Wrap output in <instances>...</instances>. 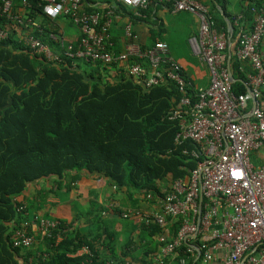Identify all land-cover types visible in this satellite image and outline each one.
<instances>
[{"label": "built area", "instance_id": "2783aa9c", "mask_svg": "<svg viewBox=\"0 0 264 264\" xmlns=\"http://www.w3.org/2000/svg\"><path fill=\"white\" fill-rule=\"evenodd\" d=\"M43 1L44 14L52 19L66 16L79 31L75 41L49 33L58 51L36 37L31 30L36 24L12 12L10 3L4 2L0 10L12 20L14 28L21 30L23 25L29 29L21 34L20 40L46 60L61 62L67 57L84 62L100 61L107 66L122 64L143 89L172 82L179 93L169 114L178 125L174 141L181 144L189 139L195 143V148L184 149L183 153L196 160V167L184 178L171 181L168 190H162V195L153 200L158 207L156 212L141 215L144 223L152 222L160 228L157 263L164 264V258L172 255L183 241L192 240L191 244L202 253V264L214 260V251L218 249L223 251L221 264H264V59L260 48L264 8L253 10L249 27L244 25L241 15L233 17L237 38L232 56L240 69H250L245 83L251 89L235 94L226 65L228 34L215 26L209 6L200 0H109L110 6L102 12L82 10L81 0ZM154 2L169 5L173 12L186 11L198 16V35L191 40V47L207 68L209 78L205 87H193L185 79L179 63L170 57L165 41H155L143 50L133 45L123 51L116 50L110 28L118 16L117 4L130 7L139 15L138 9ZM8 33L7 26L0 27V40L7 38ZM124 33L128 38L133 37L131 23L125 24ZM131 57L138 60L131 61ZM252 96L254 106L248 115ZM236 172L240 175H234ZM144 197L152 200L150 193ZM133 214L136 213L131 209L112 212L116 218ZM167 217L179 218L181 222L177 234L171 238L166 233ZM64 226L57 218L35 213L13 230L11 244L23 252L31 251L27 264H47L51 251L46 241H52L49 247L57 245L63 238ZM194 234L196 237L192 238ZM188 251L192 256L193 251ZM68 256H84L82 264H97L87 245H81ZM179 263L187 264L186 258L181 257Z\"/></svg>", "mask_w": 264, "mask_h": 264}, {"label": "trees", "instance_id": "16d2710c", "mask_svg": "<svg viewBox=\"0 0 264 264\" xmlns=\"http://www.w3.org/2000/svg\"><path fill=\"white\" fill-rule=\"evenodd\" d=\"M4 1L0 0V7ZM85 1L82 4L81 0V9L87 12H102L110 6L109 0L107 5L98 6ZM10 2L12 12L19 13L16 9L23 7L19 13L22 18L36 24L31 29L33 34L58 51L57 43L48 36L57 31L54 19L42 11L44 1ZM206 5L215 26L226 31L225 21L214 3ZM261 8L264 5L260 0L249 3L242 12V21L252 17V10ZM138 11L139 15L119 3L115 7L117 14L128 15L130 20L139 18L145 10ZM3 26L8 27L9 33L0 40V264H27L31 251L13 247L10 238L13 230L29 217L25 215L29 207L20 210L23 202L17 199L28 183L53 178L51 193L56 195L57 190L76 181L83 171L95 172L128 196L134 192L150 193L154 200L162 195L159 182L184 178L196 167V160L183 153L184 149L195 148V143L188 139L175 144L178 125L169 118L179 98L174 83L145 90L129 75L107 81L98 73V66L101 69L107 66L100 61L84 62L67 57L61 62L46 60L15 37L12 20L0 10V27ZM20 28L22 34L29 32L23 25ZM80 62L96 67L87 71ZM230 68L236 78L231 82V90L235 94L245 93L246 73L250 69H240L233 57ZM166 219L168 238H171L177 234L181 222L175 217ZM98 221L95 218L97 227L86 233L70 229L62 221V226L64 223L67 226L61 231L62 240L53 247L48 246L51 240L46 241L51 251L47 264H82L84 256H68L81 245L91 249L97 264H111L113 244L108 229H103ZM142 229L149 240L160 231L152 222H143ZM99 247H106L109 254ZM196 256L191 242L183 241L172 255L164 258V264H180L181 257L186 258L187 264L194 261L202 264V253Z\"/></svg>", "mask_w": 264, "mask_h": 264}, {"label": "crops", "instance_id": "0c3cea01", "mask_svg": "<svg viewBox=\"0 0 264 264\" xmlns=\"http://www.w3.org/2000/svg\"><path fill=\"white\" fill-rule=\"evenodd\" d=\"M86 1L85 3L95 6L107 5V0ZM200 1L205 4L213 2V0ZM254 1L256 0H216L231 17L242 16L243 10ZM4 2L11 5L10 0ZM260 2L264 5V0H260ZM82 4H84V0ZM16 10L22 13L23 7ZM144 10V13L134 20H130L128 15L121 17L120 14H117L118 16L110 28L116 50L123 51L131 45L146 49L155 41H165L170 57L179 63L182 72L192 86L205 87L209 78L207 68L199 61L191 47V40L198 35V16L186 11L173 12L169 5L156 2L150 3ZM251 13L252 17L244 20L245 26L249 27L252 23L253 10ZM127 22L132 25V38L126 37L124 33V26ZM53 25L56 26V33L66 41L77 40L79 31L67 18L59 16L53 20ZM234 31L235 36L232 37V40L235 43L237 31ZM21 34V30L16 29L15 37L20 39ZM260 48L264 57V35ZM79 64L82 69L87 71L96 67L84 62ZM98 67H100L98 73L107 81H115L120 79L121 75H128L122 64L106 66V69H101L102 66ZM170 183L171 181L159 182L161 190L168 188ZM53 185V178L40 179L27 184L24 193L17 199L23 202L26 208L29 207L27 209L28 216L39 213L57 218L66 222L70 229L73 228L79 233L95 229L97 225L94 224V221L98 217V223L100 225L102 223L103 229H108L110 241L113 244V255H109L112 259L111 264H158L156 256L159 254L161 244H157L159 242H157V236L149 240L142 229L144 221L141 220V215L144 212L158 210L155 201L147 200L141 192H134L128 196V193H124L118 187L110 184L106 177L95 172L83 171L76 181L67 183L57 190L56 195L51 193ZM115 209L120 211L131 209L136 214L127 218H116L112 215ZM166 233L168 235V228ZM99 248L109 254L106 247ZM222 252L221 249L215 250L214 260L204 264H221Z\"/></svg>", "mask_w": 264, "mask_h": 264}, {"label": "water", "instance_id": "95a60500", "mask_svg": "<svg viewBox=\"0 0 264 264\" xmlns=\"http://www.w3.org/2000/svg\"><path fill=\"white\" fill-rule=\"evenodd\" d=\"M215 7L218 9L219 13L221 14L223 20L225 21V25H226V31L228 34V54H227V60H226V65H227V69H228V76H229V80L231 82L235 81L236 78H234L231 68H230V62H231V58H232V51L234 48V41L232 40V35H233V31H234V26L232 24V21L230 20V18L228 17V15L226 14V11L216 2V0H213ZM246 86V91L251 92L250 87L245 83ZM254 100L255 98L252 96V105H251V109L248 112V115H251L252 110H253V106H254ZM201 200L202 198L200 197L199 200V206H198V216H197V223L199 224V218H200V214H201ZM192 238H195L196 235H192ZM193 245V247L196 249L197 251V258L200 256V249L195 245V244H191ZM195 262V261H194ZM193 262V264H194Z\"/></svg>", "mask_w": 264, "mask_h": 264}, {"label": "snow or ice", "instance_id": "6c2138e0", "mask_svg": "<svg viewBox=\"0 0 264 264\" xmlns=\"http://www.w3.org/2000/svg\"><path fill=\"white\" fill-rule=\"evenodd\" d=\"M234 175H237V176H239V175H240V173H239V172H236V173H234Z\"/></svg>", "mask_w": 264, "mask_h": 264}]
</instances>
